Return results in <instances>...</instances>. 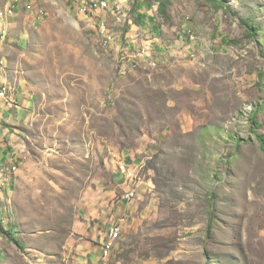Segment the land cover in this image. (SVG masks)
<instances>
[{
    "label": "rangeland",
    "instance_id": "rangeland-1",
    "mask_svg": "<svg viewBox=\"0 0 264 264\" xmlns=\"http://www.w3.org/2000/svg\"><path fill=\"white\" fill-rule=\"evenodd\" d=\"M30 2L0 35L30 93L3 114L0 264H91L108 216L93 264H264V0Z\"/></svg>",
    "mask_w": 264,
    "mask_h": 264
},
{
    "label": "built area",
    "instance_id": "built-area-1",
    "mask_svg": "<svg viewBox=\"0 0 264 264\" xmlns=\"http://www.w3.org/2000/svg\"><path fill=\"white\" fill-rule=\"evenodd\" d=\"M30 0H12L10 5L7 6L5 9H0V21L3 22L2 26V39L5 40L8 35H9V28L6 25V20L13 18L14 16L17 15L19 8L22 5H27L30 4ZM107 8V3L105 1H99V2H94L92 5V8L84 7L83 11L84 13L86 12H91L92 9L94 10H99V9H104ZM40 16H45V11L42 9L38 12ZM102 33L104 35L107 34L108 40L111 41L112 37L107 33L106 28L102 27ZM194 39V37L192 38ZM4 66V62L0 61V67ZM0 127L4 125V119H3V111L4 108L12 107L17 104V95L14 90V86L12 85L11 82L4 80L0 81ZM137 198V192L130 190L128 191L123 199L126 200L127 202L133 201ZM126 223L125 219L119 218L116 221H111L108 227V231L105 234V241L104 244L101 248L102 251V258L104 261H108L111 258V255L113 251L115 250L118 242L120 241L123 231H124V224Z\"/></svg>",
    "mask_w": 264,
    "mask_h": 264
},
{
    "label": "crops",
    "instance_id": "crops-1",
    "mask_svg": "<svg viewBox=\"0 0 264 264\" xmlns=\"http://www.w3.org/2000/svg\"><path fill=\"white\" fill-rule=\"evenodd\" d=\"M6 25L8 26V28L10 27V21L9 19L6 20ZM2 26H3V22L0 21V35H1V31H2ZM3 41L0 40V53H1V50L3 49ZM0 61H4V59L0 56ZM5 62V61H4ZM7 64L5 63V65L3 67H0V81H4L6 80L11 82L12 85L14 86V90L16 92V95H17V104L15 106H12L10 108L6 107L4 108V111H3V114L5 113H14L15 111H13L14 109H18V110H26V106L30 103V93H29V90L28 88L24 85V82L23 81H20L19 83H14L12 80H11V77L8 76V74L6 73V69H7ZM0 90H1V86H0ZM20 95V96H19ZM14 117L12 119H9V120H4L5 121V124H10L12 121H13ZM1 133L4 135V137H6L7 135V131L4 130V127H0V135ZM2 138V137H0ZM1 140L0 139V151H5L4 153L6 154L7 152V148L10 147L12 145V143L9 142L8 144V147L7 145L5 144H2L1 143ZM12 151H13V148H12ZM8 154L5 155L3 154V159L4 160H7V162L11 161V158L9 160L8 156L12 157L14 156V153L13 152H7ZM8 158V159H6ZM1 159V161L3 160ZM13 159V158H12ZM14 159H15V156H14ZM13 161V160H12ZM117 214H120L122 213V211L124 210V207H122L121 205H118L117 207ZM112 218H110L109 216L107 217V225L109 226L110 222ZM90 237L91 239L85 244V248L83 249L82 248V251L84 252H87V256L90 257L91 259V264H93L94 262L97 261L98 258H102V251L100 249V246L102 245L103 243V240H104V237L105 235L103 236V233L102 232H93L90 234Z\"/></svg>",
    "mask_w": 264,
    "mask_h": 264
},
{
    "label": "trees",
    "instance_id": "trees-1",
    "mask_svg": "<svg viewBox=\"0 0 264 264\" xmlns=\"http://www.w3.org/2000/svg\"><path fill=\"white\" fill-rule=\"evenodd\" d=\"M259 142L262 145V149H263V152H264V140L263 139H259Z\"/></svg>",
    "mask_w": 264,
    "mask_h": 264
}]
</instances>
